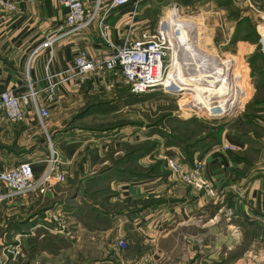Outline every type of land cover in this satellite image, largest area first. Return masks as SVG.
Returning a JSON list of instances; mask_svg holds the SVG:
<instances>
[{
    "label": "crops",
    "instance_id": "1",
    "mask_svg": "<svg viewBox=\"0 0 264 264\" xmlns=\"http://www.w3.org/2000/svg\"><path fill=\"white\" fill-rule=\"evenodd\" d=\"M10 1L16 4V11L0 14V91L23 90L28 60L30 77L40 83L45 71L70 65L81 47L90 56L105 51L91 27L60 39L52 56L46 50L31 56L34 47L63 23L64 8L57 0ZM84 2L91 6L94 0ZM123 18L111 16V35L116 42L121 38ZM77 83L70 80L59 86L47 122L49 138L67 162L60 167L65 181H53L42 194L26 193L0 202V264L3 247L14 243L15 237L24 253L45 261L37 264L58 260L61 264H264L262 142L251 148L250 141L236 129H227L220 141L236 144V151H222L215 144L194 154V160L204 155L202 178L219 190L212 201L168 169L164 157H174L184 170L193 162L184 160L160 138L154 140L141 131L106 137L68 129L66 124L79 114L88 93L105 89L117 94L128 89L113 72L91 74ZM259 108L264 118V102ZM43 133L29 110L16 123L0 114V169L29 159L34 173L40 175L48 157ZM152 140L156 142L153 150L131 160L136 170L109 171L112 158L123 155L125 147L149 145ZM250 148L253 157L248 156ZM64 205L73 207L68 226L71 236L42 227L51 214L61 215ZM120 240L126 248L118 246Z\"/></svg>",
    "mask_w": 264,
    "mask_h": 264
},
{
    "label": "rangeland",
    "instance_id": "2",
    "mask_svg": "<svg viewBox=\"0 0 264 264\" xmlns=\"http://www.w3.org/2000/svg\"><path fill=\"white\" fill-rule=\"evenodd\" d=\"M178 9L181 18L194 22L196 29L190 37L192 45H186L190 55L182 51L181 59L173 58L171 66L174 70L178 67L184 72L186 80L193 83L201 80V89L196 86L186 88L176 81L173 84L174 91L159 86L141 95L133 94L129 89L117 94H109L101 89L95 94H87L86 104L66 127L75 128L81 134L106 137L117 132L141 131L153 136L154 140L160 138L162 143L180 151L176 144L186 147L204 139L217 142L224 126H227L226 130L236 129L240 137L248 139L251 148L260 146V142L264 148V118L259 108L264 102V0H143L142 14L146 24L152 28L164 13L166 20L177 17ZM197 50L212 56L214 64L209 70L202 64L196 65L188 60ZM223 67L221 76L219 69ZM168 78L174 80V73H169ZM222 84L227 87L224 88ZM221 93L224 97L220 101L226 100L229 109L224 115H208L206 107L210 111L217 110V95ZM202 99L204 103H200ZM224 103H221L223 107ZM218 120L223 127L216 123ZM47 133L50 135V132ZM43 137H47L45 132ZM137 146L141 144L125 147L123 155L112 158L109 171L119 168L136 170L131 160L139 151ZM251 148L248 149L251 150L248 156L253 157L254 150ZM70 210L73 207L64 205L61 215L55 213L61 219L60 223L63 221L71 226L73 214H69ZM38 262L45 261L34 259L21 248L19 256L6 263ZM53 264H61V260Z\"/></svg>",
    "mask_w": 264,
    "mask_h": 264
},
{
    "label": "built area",
    "instance_id": "3",
    "mask_svg": "<svg viewBox=\"0 0 264 264\" xmlns=\"http://www.w3.org/2000/svg\"><path fill=\"white\" fill-rule=\"evenodd\" d=\"M57 2L65 11L63 23L49 32L43 41L34 47L31 56L40 50H46L52 56L60 39L90 30L91 27L94 28L98 40L104 45L105 51L97 56H90L87 49L81 47L74 54L70 65L55 72L45 71L40 83L30 77L28 60L23 90L0 91V114L7 121L16 123L24 118L26 110L32 112L47 135L48 147L47 164L40 175L34 173L29 159L21 160L9 168L0 169V202L26 193L42 194L53 181L58 183L65 181V172L60 167L65 166L67 162L62 160L47 133L49 106L56 99L60 85L70 80L78 81L77 85H79L91 74L113 72L127 85L131 93L141 95L159 86L164 89L168 68L174 63L173 58L181 59L182 51L190 55L186 45L187 43L192 45L190 37L192 27L196 29V24L182 19L179 9L177 24L166 20L164 13L158 19L156 26L151 28L146 24L147 21L142 14L143 0H94L91 6H87L84 0H57ZM124 8L126 11L121 13ZM16 9L14 2L0 0V14L10 15ZM114 14L124 16L119 42H116L111 35L114 23L111 16ZM199 57L206 61L201 51ZM217 144L222 151L238 149L236 144L225 141ZM164 160L168 169L176 174L181 182L212 201L218 198V188L201 175L206 163L204 155L195 159L188 170H184L174 157H164ZM254 218L259 220L260 216L255 215ZM46 220L47 222L42 225L44 229L54 234L71 236L70 228L63 221L60 223L61 219L55 213ZM118 246L126 248L127 245L125 241L120 240ZM20 252L21 245L19 239L15 237L14 243L3 247L2 264L15 260Z\"/></svg>",
    "mask_w": 264,
    "mask_h": 264
},
{
    "label": "bare ground",
    "instance_id": "4",
    "mask_svg": "<svg viewBox=\"0 0 264 264\" xmlns=\"http://www.w3.org/2000/svg\"><path fill=\"white\" fill-rule=\"evenodd\" d=\"M203 16H204V15H203ZM169 21L174 22V23L177 24V22H178V16L169 19ZM194 32H195V29H194V26H193V27H192V34H193ZM187 46H189V45L187 44ZM187 48H188V47H187ZM195 52H197V53H195ZM201 53H202V52H201ZM199 54H200V50L193 51L192 56H191L188 60L195 62L196 65H197V64H202V65H204V67H205L207 70H209L210 66H211L212 64H214V63H213L212 56H207V55H204V54L202 53L203 56H204L205 59H206V61L204 62V61L199 57ZM208 64H210V65H208ZM220 68H221V67H220ZM168 69H169V70H168V74H167V77H166V79H165V81H164V85H165L166 90H173V84H174L175 81L177 82V84L179 83L180 85H183V86H185L186 88H192V87L196 86V87H198V88L201 89V86L199 85L200 82H201V80H196V83H193V82H191V81H189V80H186V78H185V75H186V74H184V72L178 70V67H177L176 70H174V68H172V66H170ZM223 69H224V67H223L222 69H219V70H220V73H219V74H220L221 76H222V71H221V70H223ZM241 72H242V73H245L243 70H242ZM241 72H239V73H241ZM169 73H170V74L174 73V80L168 78ZM197 77H198V76H197ZM191 78H192V77H191ZM193 79H194V78H193ZM197 79H199V78H197ZM222 79H223V78H222ZM223 80H224V79H223ZM223 80H222L221 82H223ZM192 81H195V80H192ZM226 82H227V81H226ZM209 84H211V83H209ZM223 84H225V83H223ZM223 84H222L221 86H223L224 88L227 87V86H226L227 83H226V85H223ZM191 86H192V87H191ZM199 86H200V87H199ZM223 87H222V88H223ZM203 89H204V88H203ZM220 92H221V91H220ZM222 93H223V91H222ZM222 93H221V95H220V94H219V95L216 94L217 97H218V103H217V104L219 105V106L215 107V108H217V110H216V109H213L212 111H210V108L204 106V107L207 108L206 113H207L208 115L213 116V115H216V114H219V113H222L221 115H224L225 111L229 109V107H228V102H225L226 100H221V101H220V99H222V98L224 97V96L222 95ZM229 94H230V93H229ZM200 101H201L200 103H204V100H203V99L200 100ZM224 102H225V103H224ZM221 103H224L225 106L223 107V106L221 105ZM220 105H221L222 107H221ZM214 111H217V112L214 113ZM221 115H219V116H221ZM219 116H218V117H219Z\"/></svg>",
    "mask_w": 264,
    "mask_h": 264
},
{
    "label": "trees",
    "instance_id": "5",
    "mask_svg": "<svg viewBox=\"0 0 264 264\" xmlns=\"http://www.w3.org/2000/svg\"><path fill=\"white\" fill-rule=\"evenodd\" d=\"M217 124H221V121L218 120L216 121ZM215 125V124H214ZM222 125V124H221ZM220 127H223L220 126ZM226 130V127L227 126H224ZM223 130V132H224ZM218 142H220V137L219 139L217 140V142H214L215 144H217ZM214 143L212 142H207L205 139L204 140H200L199 142H197L196 144H188L186 147L183 146L182 144H176V147L180 150V156H182V158L184 160H190L191 162L194 161V154L195 153H200V151H204L205 149L207 148H210L214 145ZM148 143H145V145H141V146H137L136 148L139 149L138 153L135 154V157H137L138 155H141L143 154L144 152L148 151V150H153L155 147H156V142L152 140V142L149 143V145H147ZM164 144V143H163ZM166 145V144H164ZM167 147L169 145H166ZM182 147V148H181ZM185 147V148H184ZM184 148V149H183ZM134 149V148H133ZM133 157V158H135ZM193 160V161H192Z\"/></svg>",
    "mask_w": 264,
    "mask_h": 264
}]
</instances>
